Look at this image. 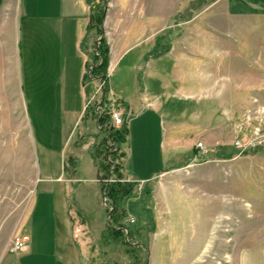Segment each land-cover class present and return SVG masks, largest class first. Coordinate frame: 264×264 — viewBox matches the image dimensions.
<instances>
[{
	"label": "rangeland",
	"instance_id": "rangeland-1",
	"mask_svg": "<svg viewBox=\"0 0 264 264\" xmlns=\"http://www.w3.org/2000/svg\"><path fill=\"white\" fill-rule=\"evenodd\" d=\"M84 1L89 14L103 11V32L110 10L117 12V29L126 28L132 17L134 22L120 71L108 75L107 65L105 98V82L100 87V80L88 78L97 36L85 34L80 45L87 57L84 94L78 82L65 99L70 110L81 109L83 102L85 107L69 133L63 98L59 104L56 98L29 97L32 67L23 45L21 68L17 59L13 64L23 96H5L1 72L10 70L11 62L7 50L0 51V248L18 227L31 234L30 223L24 225L33 197L34 216L51 223L63 221L67 206L72 210L68 216L78 234L81 264H241V252L264 241V13L228 15L220 0ZM135 22L142 27L137 38ZM114 37L119 45L121 37ZM147 44L149 58L162 57L150 61L158 72L153 90L162 106L149 121L146 147H138L130 125L136 109L129 115L122 111L125 122L118 127L126 125L128 137L121 149L127 157L131 149L134 155L147 153L149 174L160 168L162 151L168 160L152 180L135 181L123 174H133V159L122 167V142L117 146L107 138L93 110L99 102L106 111L123 110L118 98H108L107 76L116 95L121 89L131 92L125 65H141ZM136 74L140 78L139 70ZM173 139L180 146H173ZM197 143L204 148L197 149ZM172 148H178L173 157ZM75 165L72 180H55L71 174ZM115 181L132 187L115 214L121 234L103 240L98 230L101 235L113 223L106 185Z\"/></svg>",
	"mask_w": 264,
	"mask_h": 264
},
{
	"label": "crops",
	"instance_id": "crops-1",
	"mask_svg": "<svg viewBox=\"0 0 264 264\" xmlns=\"http://www.w3.org/2000/svg\"><path fill=\"white\" fill-rule=\"evenodd\" d=\"M220 1L224 2L228 15L253 16L264 13V0ZM117 19H119L117 12L110 10L104 20L106 29L103 35L108 44L109 55L108 75L109 71H120L119 58L127 51L123 46L127 39L130 38L131 25L134 22L132 17L128 22V26L120 30L119 28L117 29ZM88 21L89 9L84 0H0V51L3 53V51L7 50L8 59L11 62L10 70H5L4 68L1 72L2 76L5 75L2 79L5 96L13 99H17V95L23 96L22 91L18 90L16 84L17 73L13 70V64L16 59L18 60L19 68L22 66L20 46L23 45L25 55L29 60V66L32 67V70H30L29 97L33 99L56 98L59 99V104L63 98L64 109L61 112L64 115L68 133L85 107V102H83L81 109L70 110L65 99L70 98V93L73 92V87L76 84L78 89V82L81 83L78 92L84 94L83 80L87 57L82 52L80 45L85 37ZM135 24L137 26L133 35L137 38L139 33H142V27L137 22ZM114 30L116 31L114 32ZM114 34H119L121 37L119 45H116ZM148 44L144 52L146 58H144L141 65L137 64V62L128 66L125 65V76H128V79H132L131 92L121 89L118 90L119 93L116 95L107 76L108 98H118L120 103L122 102L121 106L126 115L133 113V110L136 109L134 117L132 116L134 119L132 118L130 125L135 132V134L133 132V135H136L134 138L138 147L147 146L149 121L154 122L155 115L162 106L158 97L159 94L153 90L154 82H159L158 72L150 64V61L159 60L162 57L149 58L148 51L150 47ZM42 68H44L43 83L40 79L43 76ZM138 70L141 73L140 78L136 74ZM9 74L10 76L12 74L11 79L6 78ZM34 75H37V80L32 79ZM19 77H21V73H19ZM6 81H9L10 84L5 83ZM93 81L97 84L98 80ZM161 83L163 87V81ZM127 135L120 144L119 149L124 156L122 158V167L123 161L133 159V167L131 166L133 174L128 176L123 172L124 176L135 181L152 180L158 172L164 169L166 160H168L165 152L162 151L161 153L160 168L152 170L149 174L148 171L153 166L150 165L151 157L147 153L145 157H143V154L134 155L131 149L127 157L125 151L121 149V145L127 141ZM134 138H132V141H134ZM170 143L173 146H180L181 144L180 141L175 139ZM172 150L173 153L170 156H176L175 153L178 148H172ZM69 159L76 162V157L73 155ZM139 162L142 165H139ZM75 167L76 165L72 168L71 174L67 176L57 175L55 180L67 179V182H69L72 180V173H74ZM92 167H94L96 176L94 181L98 183V171L93 164ZM32 199L33 197L30 199L28 216L24 225V229H26L30 223L31 234H28L27 244L24 248L17 251H10V243L6 247L2 246L0 248V264H81L80 250L77 248L80 245L78 240L75 239V235L78 236V234L73 232L71 227L73 226L72 220L68 216V213L72 210L68 206L65 208V215L60 223L58 218H56L55 206H53L56 221L51 223L47 219H43L41 214L34 216L36 204L32 207ZM46 211L47 209H45L44 213ZM75 216L80 218L78 214H75ZM80 221L84 225V221L81 218ZM60 224L63 226L61 231L59 229ZM17 231L22 232L19 227L15 229L14 233ZM23 233L25 234L26 232L23 231ZM98 234L100 237L99 230ZM240 263L264 264V241L254 245L252 249L243 250L240 255Z\"/></svg>",
	"mask_w": 264,
	"mask_h": 264
},
{
	"label": "trees",
	"instance_id": "trees-1",
	"mask_svg": "<svg viewBox=\"0 0 264 264\" xmlns=\"http://www.w3.org/2000/svg\"><path fill=\"white\" fill-rule=\"evenodd\" d=\"M96 12L97 13L95 14L92 11L89 14V21H88V24L86 27V34L89 33L90 31H93L97 36L95 38V45H94L95 50L93 53L90 54L91 67L89 69L90 75H88V78L92 79V80H100L102 82L103 81L105 82V85H103V87H102L103 97L105 98V93L107 92L106 76L105 75H106V68L108 65V45L105 42V38L103 36V29H102L103 11L102 12L96 11ZM99 106H100V108H103L104 111L106 110V108L101 103L99 104ZM93 113L95 114V116L97 118V122L100 126V130L106 131L107 138L109 140L115 141L117 143V146H119V143H121L125 140V136L127 134L126 125H123V126L118 127V128L106 127L105 123L108 120L107 114L99 115V114L95 113L94 110H93ZM103 142H105L104 139H103ZM103 142H102V144H104ZM94 151L96 152V155H99V154H101L102 149L101 148H95ZM98 164L102 165V166H100L102 168V170H104L105 168L108 169V166H109L108 164H106V163L102 164L100 162ZM105 175H107V174H103V178L106 177ZM118 175H119V173H118ZM104 186L105 185L103 184L101 187L102 190H104V188H105ZM131 187H132L131 183L121 184V183H119V181H115L113 183H109L108 185H106V189H107L106 195L111 199V202H112V204H111L112 209H111V211L107 209V213H108L110 219L111 218L113 219V223L111 222V224H109L105 227V229L102 231V233L100 235L101 239L104 240L106 238V235L108 237H110V236L115 237L116 234L117 235L121 234V231H119V228H118L121 223H119V225H117L118 220H117L115 214H116V210L120 206L119 204H120L122 198H124L126 195L129 194V192L131 191ZM114 221H116V223Z\"/></svg>",
	"mask_w": 264,
	"mask_h": 264
},
{
	"label": "built area",
	"instance_id": "built-area-1",
	"mask_svg": "<svg viewBox=\"0 0 264 264\" xmlns=\"http://www.w3.org/2000/svg\"><path fill=\"white\" fill-rule=\"evenodd\" d=\"M103 84V82H100V87ZM100 102L95 106L94 111L95 113L102 115L107 114L108 120L105 123L106 127H118L119 125L123 124L125 122L123 110L121 108H112L109 111L105 110L103 108H100L99 106ZM97 120V118H95ZM97 126L99 127V124L97 122ZM197 149H203L204 146L202 143L196 144ZM105 203V202H104ZM28 236L24 234L23 232L17 231L12 236L11 242H10V251H17L22 248H24L27 244Z\"/></svg>",
	"mask_w": 264,
	"mask_h": 264
}]
</instances>
